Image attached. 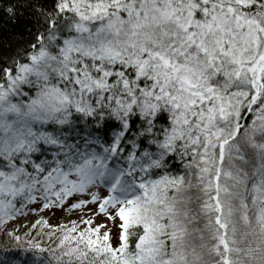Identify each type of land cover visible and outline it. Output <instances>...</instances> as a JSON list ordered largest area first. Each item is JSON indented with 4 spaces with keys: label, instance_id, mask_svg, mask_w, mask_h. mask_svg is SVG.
<instances>
[{
    "label": "snow or ice",
    "instance_id": "obj_1",
    "mask_svg": "<svg viewBox=\"0 0 264 264\" xmlns=\"http://www.w3.org/2000/svg\"><path fill=\"white\" fill-rule=\"evenodd\" d=\"M0 12V222L88 217L0 264H264V0Z\"/></svg>",
    "mask_w": 264,
    "mask_h": 264
},
{
    "label": "trees",
    "instance_id": "obj_2",
    "mask_svg": "<svg viewBox=\"0 0 264 264\" xmlns=\"http://www.w3.org/2000/svg\"><path fill=\"white\" fill-rule=\"evenodd\" d=\"M3 13L0 12V16H2ZM3 23V20H0V24ZM34 211L29 212L30 213H34L36 214V216H38L35 220V222L37 220L40 219H44L49 221V219L51 218V216L53 215V211L51 213H45V214H40V209L38 206H34ZM27 214V215H28ZM17 218H20V216H18ZM16 218V219H17ZM13 221H7V222H0V259H11L13 257L18 258L19 257V247L23 246L28 240H38L40 241L45 247H48L50 245L53 244V241L55 240V237H53L52 240H49L47 238L46 235H38V233L41 232V228L40 227H36L33 228L32 226L27 229V230H13V228L9 227V224H11ZM34 222V223H35ZM33 223V224H34ZM61 226V225H60ZM65 226L71 227V224H66ZM58 226H51L52 229L57 228ZM81 227H83V225H81ZM50 229L49 228H44L43 232L47 233ZM15 231V234L21 237V242L20 245L17 244V242L12 239L9 235H7V233H11ZM27 233V235H26ZM60 233L57 232V235H59ZM5 249H8V251H5Z\"/></svg>",
    "mask_w": 264,
    "mask_h": 264
},
{
    "label": "rangeland",
    "instance_id": "obj_3",
    "mask_svg": "<svg viewBox=\"0 0 264 264\" xmlns=\"http://www.w3.org/2000/svg\"><path fill=\"white\" fill-rule=\"evenodd\" d=\"M40 214H45V213H51L52 211L49 210H40ZM38 216H36V214L34 213H30L26 216L20 217L19 219H16L14 222H12L11 224H9V227L13 228V230H27L29 229L33 223L35 222L36 218ZM81 217L83 218H88L87 215H85V213H81L79 211H63V210H54V214L51 216V218L49 219V225L50 226H60V225H66V224H71L72 221H76L77 223H79ZM103 221V217L99 218L97 220V222H102Z\"/></svg>",
    "mask_w": 264,
    "mask_h": 264
}]
</instances>
